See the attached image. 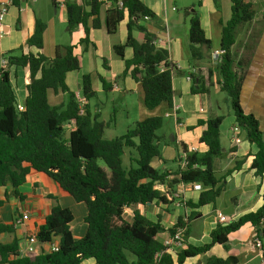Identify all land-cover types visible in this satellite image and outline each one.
<instances>
[{
  "label": "trees",
  "instance_id": "trees-1",
  "mask_svg": "<svg viewBox=\"0 0 264 264\" xmlns=\"http://www.w3.org/2000/svg\"><path fill=\"white\" fill-rule=\"evenodd\" d=\"M67 3L66 20L69 31L81 27L83 36L80 45L89 43L91 29L100 27V8L109 3L105 12V28L109 35L117 32L118 25L126 17L127 38L123 45L113 47L117 57L123 59L125 48H130L132 57L125 61L122 77L130 74L140 84L143 91V105L148 110L166 103L171 109L174 92L172 88L173 66L167 51L154 44L153 36L140 25L152 12L139 0H77ZM231 16L222 26L220 49L221 61L216 68L220 91L227 97L235 124L243 131L247 141L257 147L251 169L255 175L264 174L263 131L256 117L244 111L241 93L247 73L248 59H237L234 47L239 29L251 22L264 19L255 13L253 5L247 0H230ZM189 18L188 41L191 61L203 59L202 48L209 49L210 41L205 38L195 12H186ZM45 23L36 19L33 34L16 50L7 55V64L0 65V208L10 198L23 201L18 192L29 172L42 173L50 178L60 189L70 195L76 203L86 207L85 235L75 240L70 224L73 215L67 208L58 204L51 207L45 223L36 232V243L41 250L33 259L24 256L19 241L13 237L10 242H0V264H83L92 259L94 264H153L154 256L164 248L157 236L164 231L158 222L147 220L134 210L131 221L125 220V208L146 205L153 201L163 202L164 198L155 189L156 185L172 187V182L181 184H200L204 189L195 207L212 203L219 196L221 188L212 162L221 155L219 127L223 116L199 121L204 127L200 143L206 147L202 154H186V165L168 174L151 166V160L160 158L157 146L163 119L150 117L136 122L120 137L105 139L103 132L108 123L91 116L83 105L80 113L76 95L70 92L65 83L67 73L79 70V61L74 54V46H56L51 59L42 54ZM143 33V40L137 41L132 31ZM29 49H35L32 53ZM4 58V57H3ZM11 67L25 68L28 71L26 98L23 109L16 108L15 96L9 79ZM211 75L210 70L208 76ZM191 94L205 92L201 78L191 74ZM103 88L106 84L101 81ZM48 91L66 95L63 104L51 106L47 100ZM82 97L90 100L95 97L91 88L90 75L82 77ZM109 123H113L111 119ZM66 126L72 129L67 132ZM130 149L136 157H130L128 167H124V150ZM173 175L172 180H167ZM264 220V189L262 205L253 213L240 217L227 225H218L211 233V242L202 247H185L176 254H162L159 264H183L185 260L204 255L212 245L225 246L229 234L245 224H251L259 240L264 237L260 229ZM169 230L172 235L175 228ZM14 222L0 221V235L14 234ZM184 236V234H183ZM185 237V236H184ZM56 252L49 251L56 244ZM42 246H47L46 250ZM264 258V252L262 253ZM203 264H238L234 257L220 259L207 258Z\"/></svg>",
  "mask_w": 264,
  "mask_h": 264
},
{
  "label": "crops",
  "instance_id": "crops-1",
  "mask_svg": "<svg viewBox=\"0 0 264 264\" xmlns=\"http://www.w3.org/2000/svg\"><path fill=\"white\" fill-rule=\"evenodd\" d=\"M139 1L153 14L151 19L142 20L140 25L153 36L156 47L167 51L169 61L174 68L172 88L173 104L178 107L176 113L166 103L153 110L146 109L143 105V91L140 84L129 73L122 77L124 62L131 59L132 51L130 48H125L123 59H120L113 52V47L125 43L128 19L125 17L118 25L117 32L109 35L105 28V12L110 8L109 3L101 6L100 27L89 31V43L84 46L79 44L83 36L81 27L78 26L72 31L67 28L65 5L78 3L77 0H16L4 20L5 36L0 39V60L3 57L6 59L7 55L4 54L18 49L33 34L36 19L45 23L42 54L51 59L56 46L75 47L74 54L79 61V70L67 73L65 83L70 92L82 98V77L90 75L95 97L84 100V106L91 116L98 117V121L108 123L103 137L106 133H109L106 139L120 137L136 122L150 117H160L169 121L168 135L157 133L160 140L157 146L161 156L151 160V166L160 172L173 174L179 168L180 158L183 155L182 146L186 150L195 147L200 154L204 153L206 147L200 143L204 127L198 125V122L223 116L219 127L221 155L212 162L217 187L221 188L214 202L195 207L204 189L194 191L190 184L173 181L172 187L155 186L163 196V202L153 201L144 206L125 208L123 211V216H128L130 221L133 211L136 210L147 220L158 222L164 229L157 236L159 242L166 239L170 235L169 230L179 223L185 225V243L193 247H202L210 244V233L218 225H227L243 215L256 212L262 205L264 189V174L257 176L251 169L257 147L247 141L243 132L239 144H232L230 141L229 130L235 125V119L232 112L227 113L226 117L221 115L223 106H228L229 103L227 98L221 95L219 75L211 59L212 53L220 49L221 28L230 19L231 3L230 0ZM247 1L252 3L255 13L264 19V0ZM186 12L197 14L205 38L210 41L209 49L202 48L203 59L199 61L190 59L189 18L186 17ZM132 36L137 41H142L144 35L133 30ZM29 51L36 52L35 49ZM234 55L237 59H248L241 104L245 112L256 117L264 133V20L245 24L239 29ZM209 70L210 76H208ZM9 71L16 106L23 107L27 95L28 71L20 67H11ZM191 74L201 78L202 86L205 88L204 93L195 95L190 93L191 82L186 80V76ZM101 81L106 84L105 88ZM47 100L51 106H56L65 103L66 97L60 92L48 91ZM119 112L124 115V120H121L124 133L121 135L116 134ZM111 119L113 123H109ZM178 124L180 125L177 126ZM162 128L163 123L160 130ZM65 129L69 132L72 127L66 126ZM124 157L128 167L130 157H136V153L127 149L124 150L122 159ZM172 179L173 175L167 177L169 181ZM18 192L24 197L23 201L10 198L0 208V221L11 223L26 213L29 215V220L24 225L15 227L14 234L0 235V242L7 243L16 237L20 251L23 253L28 236L36 233L45 223L46 216L55 204L71 211L73 221L70 229L73 238L79 240L85 235V205L76 203L46 175L31 170ZM2 194L3 192L0 191V197ZM16 211L21 215L16 217L14 215ZM74 211L77 212V219ZM220 216L226 219V223L219 222ZM260 229L264 230V220ZM257 239L253 226L249 223L245 224L229 234L225 246L214 244L204 255L189 258L183 264H203L209 257L220 259L234 257L238 260V264H264L262 252L254 247ZM259 241L264 248V237ZM34 247L41 250L39 245ZM42 248L46 250L47 247L42 246ZM83 264H94V261L89 259Z\"/></svg>",
  "mask_w": 264,
  "mask_h": 264
},
{
  "label": "built area",
  "instance_id": "built-area-1",
  "mask_svg": "<svg viewBox=\"0 0 264 264\" xmlns=\"http://www.w3.org/2000/svg\"><path fill=\"white\" fill-rule=\"evenodd\" d=\"M15 1L16 0H0V39H2L5 36V32L3 29L4 20H5L6 15L8 14L9 8L14 5ZM118 7L122 8V3L120 1L118 2ZM143 20H149V18L145 16ZM222 55H223V50L221 49L216 50L212 53L211 59H212V64L214 67H217L219 65ZM6 64H7V60L5 58H2L0 60V65L3 67ZM186 80L188 82H191L190 75L186 76ZM77 100L79 103L80 113H83L84 99L83 97L82 98L77 97ZM16 108L18 111H21L23 109L22 106H16ZM171 110L174 113H176V111L178 110V107L173 104ZM179 125L180 124H178L177 126ZM242 132L243 131L236 124L230 128L229 137H230V141L232 144H239L241 142ZM187 151L188 153L198 152V150L195 147H190ZM185 160H186V154L183 153L182 157L180 158V163H179L180 168L185 167L186 165ZM190 185H191L192 190L194 191H201L202 189L200 184H190ZM28 220H29V215L27 213L22 214L20 217L14 220V226L15 227L22 226ZM218 220L220 223H226V219L223 216H220ZM184 232H185V225L182 224L181 226H178L177 228H175L172 235H169L166 239L160 242L164 250L161 253H158L154 256L153 264H159L162 254L173 255L181 251L185 247V240L183 236ZM35 236H36V233H31L28 236L26 249L22 253L24 256H27L31 259L37 256V254H39L40 252L39 249L37 250L34 247L35 245H37ZM254 247L260 250L262 253L264 252V248L258 239L255 240ZM57 250H58L57 243L52 244L49 248V251L51 252H56Z\"/></svg>",
  "mask_w": 264,
  "mask_h": 264
},
{
  "label": "rangeland",
  "instance_id": "rangeland-1",
  "mask_svg": "<svg viewBox=\"0 0 264 264\" xmlns=\"http://www.w3.org/2000/svg\"><path fill=\"white\" fill-rule=\"evenodd\" d=\"M221 95H222V97L227 98L226 95H225L224 93H222ZM65 97H66V95H65ZM227 110H228V111H227ZM111 113H112V112H111ZM227 113H231V109H230V106H229V105H228V106H223V109H222L221 115H224V116L226 117ZM117 118H118V128H117L116 134H117V135H121L122 133H124V132H123V131H124V128H123V126L121 125V120H122V121L124 120V115H123L121 112H119ZM168 124H170L169 121H168L167 119H164V120H163V128H162V130H159L157 133H158V134H160V133H165L166 135H168V134H167L168 131H169V127H168L169 125H168ZM108 137H109V133H106L105 136H104V138L106 139V138H108ZM167 138H168V136H167ZM263 139H264V136H263ZM125 150L127 151L126 148H125ZM122 160H123V166L127 167V165H126L127 163H126V159H125V157H124ZM74 213H75V217H76V219H77V218H78V216H77V212L74 211ZM14 215H15L16 217H18L17 215H21V213H19V211H16V212H14ZM124 217H125L126 220L130 221V219H129L128 216H124ZM6 236H7V234H6ZM3 239H5V237H4ZM2 241H3V240H2ZM36 247H37V246H36ZM46 247H47V246H46Z\"/></svg>",
  "mask_w": 264,
  "mask_h": 264
}]
</instances>
